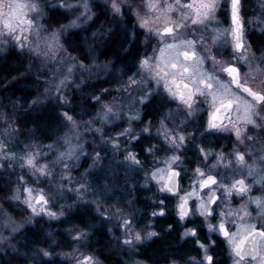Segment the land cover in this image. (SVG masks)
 <instances>
[{"label": "clouds", "instance_id": "1", "mask_svg": "<svg viewBox=\"0 0 264 264\" xmlns=\"http://www.w3.org/2000/svg\"><path fill=\"white\" fill-rule=\"evenodd\" d=\"M236 8L29 0L0 27V264H264V0Z\"/></svg>", "mask_w": 264, "mask_h": 264}, {"label": "snow or ice", "instance_id": "2", "mask_svg": "<svg viewBox=\"0 0 264 264\" xmlns=\"http://www.w3.org/2000/svg\"><path fill=\"white\" fill-rule=\"evenodd\" d=\"M204 5L205 6H210V0H203ZM5 3H7V14H5L4 12V5ZM238 3V0H233V20L234 23H236L237 25L239 24V16H238V9L236 8V4ZM29 6V0L27 3H20V2H14V0H7V2H5V0H0V24H2V27L7 29L9 32H15V30L20 26V25H31L32 21L29 20L28 18H26V13H25V9H28ZM33 7H35V5H32ZM197 11L199 12V9H197ZM146 23V22H145ZM165 31H172L171 28L165 29ZM236 32L238 34L239 32V28L236 29ZM21 36H18L17 39H21ZM55 41L53 39V41L50 43V47L52 45H54ZM237 47H241L240 44H237ZM185 55H188L187 53H185ZM145 63H147L145 61ZM175 67V65H173ZM179 87V84L177 85ZM185 87H187V85H185ZM209 87H211V85H209ZM245 91L248 92V94L253 97L256 101H260V102H264V92H260L257 91L255 89H253L250 86H245ZM233 104V101L229 100V101H225L222 102L221 107H231ZM252 107L253 105L249 104L248 106L245 107L244 111L246 114L247 118H251L252 115ZM220 118L219 117V109L217 110L216 113H213L212 115V119L216 120ZM29 164L33 163L32 159L28 160ZM161 179H164V177H161ZM169 181L171 180V177L169 176L167 178ZM205 183H208V181H205ZM240 190L244 191L245 190V186L243 185V182H241V186H240ZM30 191V190H29ZM47 204V200L45 198L44 195L40 194L38 196L35 197V200L33 203L30 204V207L32 208L33 212H35L37 210V207H39V210L41 212L47 211L46 207H43L42 205H46ZM181 208V215H186V213L183 211L184 209V205L181 204L180 205ZM51 215H54V213H50ZM221 229L224 231L225 236H228L229 233L227 232V230L224 228V225H221ZM261 235L264 236V232H261ZM247 238H245L246 240ZM244 243V241H242L240 244L236 245V249L239 250L242 247V244ZM91 257H87L85 260V264H87L88 261H91ZM209 259H211L209 257Z\"/></svg>", "mask_w": 264, "mask_h": 264}, {"label": "rangeland", "instance_id": "3", "mask_svg": "<svg viewBox=\"0 0 264 264\" xmlns=\"http://www.w3.org/2000/svg\"><path fill=\"white\" fill-rule=\"evenodd\" d=\"M5 2H7V0H5ZM14 2L27 3L28 0H14ZM24 11H25V13H26V18H29L28 10L25 9ZM4 12H7V10L4 9ZM0 27H2V24H0Z\"/></svg>", "mask_w": 264, "mask_h": 264}, {"label": "trees", "instance_id": "4", "mask_svg": "<svg viewBox=\"0 0 264 264\" xmlns=\"http://www.w3.org/2000/svg\"><path fill=\"white\" fill-rule=\"evenodd\" d=\"M11 71V69L5 71L3 68H0V75H8V73Z\"/></svg>", "mask_w": 264, "mask_h": 264}]
</instances>
